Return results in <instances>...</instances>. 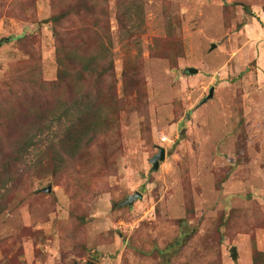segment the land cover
I'll return each mask as SVG.
<instances>
[{
    "label": "rangeland",
    "instance_id": "rangeland-1",
    "mask_svg": "<svg viewBox=\"0 0 264 264\" xmlns=\"http://www.w3.org/2000/svg\"><path fill=\"white\" fill-rule=\"evenodd\" d=\"M73 1L0 0V162L27 119L22 105L51 108L60 96L55 31L102 16L47 21ZM96 1L115 67L103 84L125 97L118 124L45 174L29 165L68 121L39 137L23 177L0 188V264H255L264 253V0ZM134 1L141 10L120 22ZM125 64L143 94L125 95ZM70 89L66 81L63 94ZM157 145L166 158L153 170Z\"/></svg>",
    "mask_w": 264,
    "mask_h": 264
},
{
    "label": "trees",
    "instance_id": "trees-1",
    "mask_svg": "<svg viewBox=\"0 0 264 264\" xmlns=\"http://www.w3.org/2000/svg\"><path fill=\"white\" fill-rule=\"evenodd\" d=\"M138 1L132 3V7H124L119 20L124 22L132 18L128 11H140ZM73 4V6H72ZM65 11L51 16L47 21H52L55 26L60 25L65 19L76 16L82 19L91 11H101L102 16L107 14L101 2L96 0H76L68 2ZM102 16L90 15L87 25L74 30H68L57 34V81L52 82L53 91H60L53 107L47 106L42 101L33 102L26 107L22 105V119L16 123L15 133L8 138V156L0 162V188L7 187L10 183L19 181L23 174L19 173L21 164L26 162V156L30 149L40 143L39 137L50 131L56 122L65 119L68 124L57 141L51 140L39 152L35 162L29 165L45 174L44 170L50 165L55 168L62 166L66 158H76L98 137L109 133L118 124V112L124 106V96H120L115 85L108 87L103 84L114 75V61L110 50L111 27L102 22ZM81 21V20H80ZM105 31L102 32L101 29ZM108 39L105 44L103 38ZM109 45V46H108ZM171 49V48H169ZM168 50L166 55H171ZM124 93L130 89L143 94L139 81L134 82L128 67L124 66ZM23 77V82H27ZM97 85L87 84L89 79H95ZM70 80V81H68ZM69 82L70 92L63 94V87ZM134 82V83H133ZM46 87L45 83H41ZM25 92H22L23 95ZM38 97V95H37ZM16 183V182H15ZM263 258L264 253L259 252L253 258L255 264Z\"/></svg>",
    "mask_w": 264,
    "mask_h": 264
},
{
    "label": "water",
    "instance_id": "water-1",
    "mask_svg": "<svg viewBox=\"0 0 264 264\" xmlns=\"http://www.w3.org/2000/svg\"><path fill=\"white\" fill-rule=\"evenodd\" d=\"M187 71L189 73H197L198 72V69L197 68H194V67H188L187 68ZM214 93V90L211 88L210 89V92H209V97H211ZM157 148H158V152L155 153V155L150 159V162L152 163V167H153V170H158L159 167H160V163L161 161H164L165 158H166V148L162 145H157ZM45 191L47 192H51L52 191V187L51 186H48L47 188L44 189ZM142 193L137 191L135 194L133 195H129L127 197V199H125L124 201H122L119 205L120 206H124V205H131L134 203V201L136 199H138L139 197H142ZM231 252V256L234 260H237V256H238V251H237V247L236 246H233L230 250ZM88 264H95V263H88Z\"/></svg>",
    "mask_w": 264,
    "mask_h": 264
},
{
    "label": "built area",
    "instance_id": "built-area-1",
    "mask_svg": "<svg viewBox=\"0 0 264 264\" xmlns=\"http://www.w3.org/2000/svg\"><path fill=\"white\" fill-rule=\"evenodd\" d=\"M160 139H161V143H165V142H170L171 141V138L168 135H162L160 137Z\"/></svg>",
    "mask_w": 264,
    "mask_h": 264
}]
</instances>
